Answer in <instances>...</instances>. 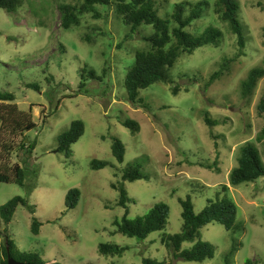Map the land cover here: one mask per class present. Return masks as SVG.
<instances>
[{"label":"rangeland","instance_id":"rangeland-1","mask_svg":"<svg viewBox=\"0 0 264 264\" xmlns=\"http://www.w3.org/2000/svg\"><path fill=\"white\" fill-rule=\"evenodd\" d=\"M199 1L208 4L187 31L201 35L209 26L218 27L223 32L219 44L183 54L170 71L171 81L142 89L138 104L129 100L125 79L136 52L151 47L146 38L156 32L152 24L132 32L115 6L98 5L100 18L84 14L81 25L64 29L59 6L80 5L81 0H24L15 12L0 8V91L14 93L23 110L33 104L37 124L14 139L19 146L27 137L28 143L36 142L35 149L17 148L8 159L11 167L26 168L27 184L0 181V208L20 195L36 212L19 205L8 225L0 218V243L8 233L20 251L37 252L48 263L61 264H143L144 257L172 264H226L236 244L230 264H264V176L254 182L230 183L244 144L254 142L264 162V139L257 141L264 130L259 110L264 77L248 95L242 86L253 68L264 66V0H237L247 40L242 55L229 22L214 11L216 0H156L155 9L161 18L171 19L177 3ZM190 9L187 6L185 16ZM171 21L174 28L177 23ZM227 61L222 76L207 86ZM82 68L101 76L104 69L107 72L101 78L82 79ZM82 80L86 85L81 88ZM34 83L40 90L28 86ZM174 86L179 87L177 93ZM206 113L216 124L205 121ZM128 118L140 123L138 133L123 124ZM76 119L85 122V132L67 156L57 150L58 139ZM114 137L126 146L122 163L113 155ZM94 159L108 160L110 165L94 170ZM135 164L147 177L124 181L125 170ZM121 187L134 199L129 219L164 202L170 206L167 227L145 240L120 233L115 222L125 213L119 205ZM74 188L80 190V200L67 210L66 196ZM188 196L196 212L225 196L238 205L235 232L219 222L201 230V239L215 248L213 259H176L162 242L164 235L181 232V200ZM34 216L43 223L38 235L31 229ZM198 240L185 242L182 249H191ZM101 243L129 249L122 256L106 257L99 252Z\"/></svg>","mask_w":264,"mask_h":264},{"label":"trees","instance_id":"trees-1","mask_svg":"<svg viewBox=\"0 0 264 264\" xmlns=\"http://www.w3.org/2000/svg\"><path fill=\"white\" fill-rule=\"evenodd\" d=\"M24 0H0V8L8 12L17 11ZM156 0H81L80 5H72L64 3L59 6L61 25L64 29H70L73 26H79L82 22L84 14H92L95 18H100L102 13L97 9L98 5L115 6L119 16L124 23L131 26L134 32L142 24H152L156 32L146 38L151 43V47L147 50H139L136 52L134 65L129 69L125 79V87L128 98L133 104L141 101L140 91L149 86L171 81L170 71L175 66L179 58L183 54H193L199 47L205 45H218L223 32L220 28L209 26L201 35H194L187 31L196 19L201 18L204 6L207 1H199L197 3L180 2L175 5L171 19L177 23L171 28V19H164L158 15L155 9ZM189 6L190 14L185 16L186 8ZM240 5L237 0H216L214 11L223 21H228L232 32L236 35L240 47L239 54L242 55L243 49L246 47V36L244 35L243 25L240 21L238 11ZM64 45V44H62ZM61 45V46H62ZM63 46V50H66ZM223 65L219 71L214 72L207 86L215 82L217 78L222 76V72L229 65ZM48 69V66L46 67ZM45 69V70H46ZM223 69V70H222ZM107 72L104 69L103 75ZM82 79L86 76L93 79L101 78L95 70L86 71L81 69ZM264 77V66L253 68L248 74L246 81L242 83L243 93L250 94L257 86L259 80ZM85 81L80 82V87H85ZM36 90H40V85L34 83L29 84ZM178 86L173 87V91L177 93ZM59 107H56L55 111ZM259 110L264 115V95L260 100ZM0 181L16 182L20 185L27 184L28 172L24 166L19 164L10 166L8 159L12 157L16 149L32 152L35 149L36 142H27V137L20 142L19 146L14 141L15 138L23 136L36 128L37 124L33 119V104L29 110H23L16 102V96L9 91H0ZM205 121L209 125L216 124L211 120L208 114L205 115ZM133 134L140 131V123L132 118L123 121ZM85 132V122L81 119L72 121L70 128L59 135L58 151H63L70 156L72 154V145L78 142ZM7 135L12 136L11 140H6ZM264 139V130L257 137V141ZM112 151L114 157L120 162H124L126 154V146L124 142L114 137L112 143ZM2 158V159H1ZM217 164V163H216ZM108 160L94 159L92 161V169L99 170L108 167ZM219 172V171H218ZM264 176V162L261 157L260 150L254 142H248L241 147L240 156L238 158V166H236L230 174V183L239 185L245 182H254ZM147 176L138 165L128 167L124 174L123 180L136 181ZM117 188L116 185H113ZM225 190H229V186L224 185ZM121 195L119 205L125 209V213L121 220H116L118 231L126 236L145 240L151 233L164 230L169 222L170 206L167 203L160 202L154 205L146 214L138 216L135 219H129V204L134 201L128 192L121 187ZM32 190L29 191V195ZM81 192L78 188L71 189L66 196L67 210L77 206L80 200ZM220 196V195H219ZM210 205L206 206L202 211L196 212L192 198L188 196L181 200L182 211V230L175 234H166L162 237V242L166 247L173 251L175 258L189 262H203L207 259H213L215 255L214 246L201 239V230L205 226L213 222H219L225 226L228 231L235 232L238 228V205L228 196L218 198L216 201H209ZM19 205L27 206L31 213H35V207L29 203V200L23 196H15L0 208V218L8 225ZM43 223L36 216L32 222V232L36 235L40 234ZM199 239L191 249H182L185 242H193ZM129 246H122L117 243H101L99 252L106 257L122 256ZM237 245L234 244L231 251L225 258V263L230 264V258L237 251ZM14 257L18 261L32 264H61L60 262L48 263L39 253L19 250L15 240L7 233L4 241L0 243V264H8V255ZM18 256V257H17ZM143 264H172L167 261H159L156 258L144 257Z\"/></svg>","mask_w":264,"mask_h":264},{"label":"water","instance_id":"water-1","mask_svg":"<svg viewBox=\"0 0 264 264\" xmlns=\"http://www.w3.org/2000/svg\"><path fill=\"white\" fill-rule=\"evenodd\" d=\"M8 264H32V263L18 261L17 259H15L14 257H12L10 255V253H9V255H8Z\"/></svg>","mask_w":264,"mask_h":264}]
</instances>
